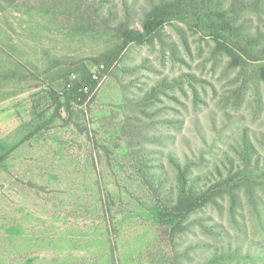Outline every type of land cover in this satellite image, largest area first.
<instances>
[{
	"label": "rangeland",
	"instance_id": "374dc122",
	"mask_svg": "<svg viewBox=\"0 0 264 264\" xmlns=\"http://www.w3.org/2000/svg\"><path fill=\"white\" fill-rule=\"evenodd\" d=\"M162 1L0 0V264H264V0L250 53L178 20L122 48Z\"/></svg>",
	"mask_w": 264,
	"mask_h": 264
},
{
	"label": "trees",
	"instance_id": "16d2710c",
	"mask_svg": "<svg viewBox=\"0 0 264 264\" xmlns=\"http://www.w3.org/2000/svg\"><path fill=\"white\" fill-rule=\"evenodd\" d=\"M228 1L224 3L221 0H163L154 4L147 13L142 32L133 30L123 32L122 48L133 41L151 39L164 24L172 20H178L190 25L195 24L197 27L210 31L212 35H215L216 41L219 42L224 51L230 55L235 56V49L231 47L250 53L255 40L254 36L247 32V28L235 16L236 0L233 2L230 0V4H228ZM246 2L247 0H241L242 9L246 7ZM249 40L252 41L249 42ZM99 71H105V69L102 68ZM93 77L85 79L81 86L72 89L70 94L56 96L55 99L62 105L69 100H78L80 96L93 91L97 87L101 76L96 73ZM198 199V196L191 191L190 195L181 198V202L171 208L183 217L187 212L193 211L198 206ZM176 215L175 217H178Z\"/></svg>",
	"mask_w": 264,
	"mask_h": 264
},
{
	"label": "built area",
	"instance_id": "2783aa9c",
	"mask_svg": "<svg viewBox=\"0 0 264 264\" xmlns=\"http://www.w3.org/2000/svg\"><path fill=\"white\" fill-rule=\"evenodd\" d=\"M101 67L104 68V65H102Z\"/></svg>",
	"mask_w": 264,
	"mask_h": 264
}]
</instances>
